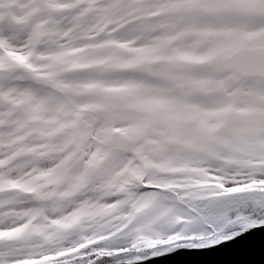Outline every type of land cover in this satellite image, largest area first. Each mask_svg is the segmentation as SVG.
<instances>
[{"label":"snow or ice","instance_id":"snow-or-ice-1","mask_svg":"<svg viewBox=\"0 0 264 264\" xmlns=\"http://www.w3.org/2000/svg\"><path fill=\"white\" fill-rule=\"evenodd\" d=\"M264 249V0H0V264H222Z\"/></svg>","mask_w":264,"mask_h":264},{"label":"water","instance_id":"water-1","mask_svg":"<svg viewBox=\"0 0 264 264\" xmlns=\"http://www.w3.org/2000/svg\"><path fill=\"white\" fill-rule=\"evenodd\" d=\"M213 259L222 262V264H264L261 238H256L254 250L251 252H226L218 254Z\"/></svg>","mask_w":264,"mask_h":264}]
</instances>
